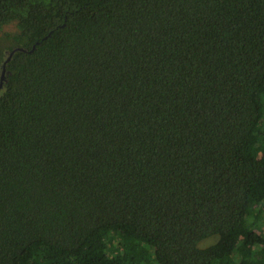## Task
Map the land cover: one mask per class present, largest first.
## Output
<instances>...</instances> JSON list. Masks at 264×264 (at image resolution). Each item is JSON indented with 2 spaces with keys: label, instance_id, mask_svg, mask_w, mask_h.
<instances>
[{
  "label": "trees",
  "instance_id": "trees-1",
  "mask_svg": "<svg viewBox=\"0 0 264 264\" xmlns=\"http://www.w3.org/2000/svg\"><path fill=\"white\" fill-rule=\"evenodd\" d=\"M16 48L0 264H264V0H0Z\"/></svg>",
  "mask_w": 264,
  "mask_h": 264
},
{
  "label": "water",
  "instance_id": "water-1",
  "mask_svg": "<svg viewBox=\"0 0 264 264\" xmlns=\"http://www.w3.org/2000/svg\"><path fill=\"white\" fill-rule=\"evenodd\" d=\"M34 49H35V47H34ZM34 49H33V50H34ZM24 51H25V50L22 49V48H16V49H14V50L8 55V57H7V59H6L5 63H4V65H3V68H2L1 79H0V90L3 88L4 83H5V77H6V71H7V65H8V63L12 60V57L14 56V54H15L16 52H24Z\"/></svg>",
  "mask_w": 264,
  "mask_h": 264
},
{
  "label": "rangeland",
  "instance_id": "rangeland-1",
  "mask_svg": "<svg viewBox=\"0 0 264 264\" xmlns=\"http://www.w3.org/2000/svg\"><path fill=\"white\" fill-rule=\"evenodd\" d=\"M213 238H215V237H212V238H210V239L205 240V241L202 243L201 246L204 247V246H208V245L212 244V243H213ZM216 239H217V237H216Z\"/></svg>",
  "mask_w": 264,
  "mask_h": 264
}]
</instances>
